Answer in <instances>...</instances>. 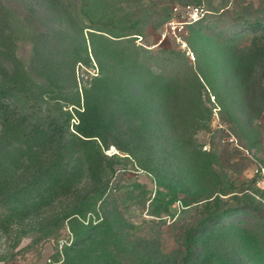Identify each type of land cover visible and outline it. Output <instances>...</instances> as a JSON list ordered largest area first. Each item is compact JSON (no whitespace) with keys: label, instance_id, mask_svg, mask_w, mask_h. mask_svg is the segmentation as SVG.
<instances>
[{"label":"rangeland","instance_id":"rangeland-1","mask_svg":"<svg viewBox=\"0 0 264 264\" xmlns=\"http://www.w3.org/2000/svg\"><path fill=\"white\" fill-rule=\"evenodd\" d=\"M258 18L264 0H0V261L264 264Z\"/></svg>","mask_w":264,"mask_h":264},{"label":"trees","instance_id":"trees-1","mask_svg":"<svg viewBox=\"0 0 264 264\" xmlns=\"http://www.w3.org/2000/svg\"><path fill=\"white\" fill-rule=\"evenodd\" d=\"M239 21V20H238ZM247 23H249L250 25H253V27L255 28V29H258V30H260V29H264V20H263V18H258V19H256L255 21H253V22H249V21H246ZM242 23L243 22H238L237 24L238 25H240V26H242ZM244 26H248V24H243Z\"/></svg>","mask_w":264,"mask_h":264},{"label":"built area","instance_id":"built-area-1","mask_svg":"<svg viewBox=\"0 0 264 264\" xmlns=\"http://www.w3.org/2000/svg\"><path fill=\"white\" fill-rule=\"evenodd\" d=\"M196 13H198V11H196ZM66 243H69L67 237H63V238L58 239V244L60 245V247H63L64 244H66ZM0 264H9V263H5V262L0 261Z\"/></svg>","mask_w":264,"mask_h":264}]
</instances>
